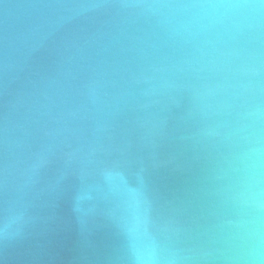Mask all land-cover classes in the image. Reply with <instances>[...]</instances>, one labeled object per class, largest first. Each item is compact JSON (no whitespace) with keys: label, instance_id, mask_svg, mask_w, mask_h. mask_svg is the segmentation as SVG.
I'll return each instance as SVG.
<instances>
[{"label":"water","instance_id":"1","mask_svg":"<svg viewBox=\"0 0 264 264\" xmlns=\"http://www.w3.org/2000/svg\"><path fill=\"white\" fill-rule=\"evenodd\" d=\"M0 264H264V0H0Z\"/></svg>","mask_w":264,"mask_h":264}]
</instances>
